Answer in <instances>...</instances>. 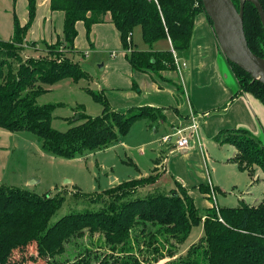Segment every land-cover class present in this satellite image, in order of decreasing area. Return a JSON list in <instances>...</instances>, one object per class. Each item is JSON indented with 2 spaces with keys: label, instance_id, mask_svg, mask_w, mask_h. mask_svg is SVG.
I'll return each instance as SVG.
<instances>
[{
  "label": "trees",
  "instance_id": "trees-1",
  "mask_svg": "<svg viewBox=\"0 0 264 264\" xmlns=\"http://www.w3.org/2000/svg\"><path fill=\"white\" fill-rule=\"evenodd\" d=\"M26 1L29 20L21 26L14 16L12 41L0 40L1 130L29 132L36 137L43 152L73 159L110 147L125 136L137 120L163 119L161 110L148 106L126 112L112 111L102 92L85 88L83 90L102 107L101 115H82L66 131L59 132L51 127L52 113L59 104L37 105L36 99L64 79L77 83L89 78L78 63L64 58L59 50V46L72 50L77 22H83L89 31L92 25L107 19L118 31L123 51H129L131 34L140 28L141 39L150 50L132 49L126 54L131 68L155 73L175 70L173 52L189 50L195 18L199 14L206 16L201 0H50V9L64 15L62 38L53 45L45 44L46 56L23 58L24 39L36 9V0ZM258 1L264 12V0ZM231 2L238 10L240 0ZM243 12L247 45L252 53L264 59V29L258 12L247 1L244 2ZM161 40H169L173 52L151 50ZM36 44L31 43V47ZM228 64L239 92L252 95L264 106V85L238 66ZM216 140L221 145H232L236 149L230 161L239 170L250 175L253 167H257L264 174V147L247 131L223 130ZM155 181L156 176H149L122 183L112 189L120 190L119 194L105 191L110 198L102 203L98 211L68 214L52 225L49 222L61 208V201L44 207L31 204L0 210V264H6L1 247L10 245L24 250L34 243L39 255L53 256L63 250L65 240L81 236L85 230L89 234H103L109 245L126 246L130 242L139 251L146 248L155 256L152 262L158 263L164 258L177 257L172 241L182 245L191 229L199 223H202V237L188 248L183 257L176 258L171 264H264V191L257 205L240 200L236 207H221L217 211L210 209L203 218L198 215L183 188L169 194L134 196L138 189ZM201 190L204 191V188L201 187ZM35 202L40 203L34 197L31 203ZM138 227L140 230L136 229ZM133 228L136 229L134 236L131 233ZM130 259L132 261L122 264H140L135 258ZM12 264L24 262L21 260Z\"/></svg>",
  "mask_w": 264,
  "mask_h": 264
},
{
  "label": "crops",
  "instance_id": "crops-1",
  "mask_svg": "<svg viewBox=\"0 0 264 264\" xmlns=\"http://www.w3.org/2000/svg\"><path fill=\"white\" fill-rule=\"evenodd\" d=\"M63 20L62 12L50 9V0H36L30 36L28 40L25 37L23 47L35 50L42 42H47V45L56 43L62 38ZM19 23L22 26L26 21L20 20ZM75 30L76 37L70 56L82 58L86 67L83 69L84 64L80 67L89 76L93 65L89 62L88 65L86 61L92 56L94 65L99 66L102 72L98 75L96 92L104 94L112 111L126 112L142 106L161 110L163 119L137 120L143 121L141 134L142 139H146L144 145L151 144L152 141L148 140L153 139L157 130H161L162 134L159 147L151 151L154 156L152 155L148 170L141 169L137 161L123 162L134 169V175H130L127 180L156 176L155 183L150 187L165 186L172 190L179 185L196 209L203 207L199 198L212 200L208 194L209 188L223 194L219 196L221 202L226 204L223 207H236L240 200L250 205H257L261 201L264 191L263 173L256 170L255 177L251 178L247 172L239 170L230 161L235 156L236 149L232 145L219 144L216 138L223 130L239 129L247 131L264 144V106L252 95L239 92L236 79L220 52L213 29L204 14L195 18L189 50L174 52L178 64L185 66H181L179 70L156 73L133 70L125 56L132 49L139 50L133 42V35L135 33L141 38L140 28H136L131 34L129 51H123L119 33L107 19L103 23L92 25L89 31L83 22H77ZM28 42L37 43L36 47H29ZM148 50L150 48L145 45V49L139 51ZM151 50L173 52L169 40L155 43ZM50 89L51 87L48 91ZM191 114L196 117L199 125L202 145L197 146L195 139L193 147L176 152L178 158L168 159L160 167L164 156L174 147L175 140L173 138L171 144L162 145L161 137L172 134L176 129L188 127ZM124 139L123 136L115 145L104 150L123 147L127 156L126 151L131 147ZM152 145L154 144L150 146ZM139 154L146 156V148H139ZM111 182L119 184L124 181L111 176ZM234 190L245 192L244 198L241 197L236 202ZM229 200H235V205H227ZM212 201L206 206L207 210L211 209Z\"/></svg>",
  "mask_w": 264,
  "mask_h": 264
},
{
  "label": "rangeland",
  "instance_id": "rangeland-1",
  "mask_svg": "<svg viewBox=\"0 0 264 264\" xmlns=\"http://www.w3.org/2000/svg\"><path fill=\"white\" fill-rule=\"evenodd\" d=\"M14 16L18 21L27 22L29 20L26 0H0V40L12 41ZM33 28L35 31V25ZM30 29L26 34L27 40L30 36ZM133 42L139 50L145 49V44L135 33L133 35ZM46 43L42 42L38 44V48L35 50L24 48L21 53L22 57L38 58L46 56ZM27 45L31 47L30 42ZM59 50L60 54L65 55L64 58L67 60L78 63L81 67L84 64L81 57L70 56L73 50L67 51L64 46H59ZM86 56L87 59L88 55ZM88 62L93 65L92 72H89V81L80 80L75 83L70 79H64L53 85L50 91L36 99L37 105L60 104L53 111L51 122V127L59 132L66 131L75 122H78L82 115L87 114L96 117L102 113V107L96 104L83 90L89 88L97 91L98 75L102 73L100 67L94 65L92 56L86 61L89 65ZM84 67H86V64L83 65V69ZM74 111L75 115H73ZM142 122H133L128 133L124 136V141L131 147L126 151L127 156L124 153V148L118 147L108 150L103 149L104 151L98 154L96 152L100 150L91 153L87 152L73 159H63L43 152L36 137L29 132L10 133L0 129V210L18 209L23 208L25 205L31 206V204L32 206L44 207L51 202L56 203L61 201V208L51 218L49 225L54 224L58 219L68 214L98 211L102 203L108 201L110 198V195L105 191H111L120 184L130 181L127 180L128 177L134 175V169L124 164L125 162L128 163L133 160L140 163L141 169L148 170L150 168V161L154 156L151 151L159 147V138L162 133L161 130H157L153 134V139L148 140L149 142L152 141L151 144L154 145L150 146V143L144 145L146 139H142ZM200 139L198 129L197 146L202 145ZM118 140L112 145H115ZM261 145L264 147L263 143ZM139 148H146L147 155L141 156ZM178 157L176 153L168 155L166 156V163L168 159ZM252 170V174L249 175L248 172L247 174L251 178H254L256 170L260 169L253 167ZM111 176H116L117 179L124 182L119 184L112 183ZM151 185L153 184L138 189L134 196L145 197L157 194H169L173 190L179 192L178 188H181L178 185L179 187L176 186L175 189L169 190L168 187L162 185V187L157 186V188H154L155 186L150 187ZM125 189L130 191L128 187ZM116 193L119 194L120 190L115 189L110 192L112 195ZM233 193L237 198L236 202L245 196V192L239 193L238 190H234ZM208 194L212 200L213 198L216 200V206H212L213 202L211 204L213 211H217L218 208L226 205L221 202L219 197L223 194L217 193L214 188H209ZM34 197L40 203H31V201L34 202ZM193 199L196 201L195 198ZM199 200L203 207L197 209L198 215L204 217L208 211L206 206L212 200L209 201L202 197ZM226 203H228L227 205H235V200H229ZM139 228L136 229L140 230ZM136 229L133 228L131 231V233H134L132 234L133 236ZM202 235V223H199L191 229L182 245H176L172 241V245L177 250V257L172 259L164 258L158 263L152 262L155 256L146 248H142L139 251L137 246H131L130 242L126 246L109 245V243L105 242L103 234L99 232L89 234L87 230L81 236H72L65 240L62 243L63 250L57 251L53 256L47 254L45 256L39 255L34 243L28 245L24 250L6 245L3 248L1 247V255L6 264L16 263L21 260H23L24 264H122L129 262V260L132 261L130 258H135L140 264H171L176 258L183 257L188 248L197 243ZM179 254L181 255L178 256Z\"/></svg>",
  "mask_w": 264,
  "mask_h": 264
},
{
  "label": "water",
  "instance_id": "water-1",
  "mask_svg": "<svg viewBox=\"0 0 264 264\" xmlns=\"http://www.w3.org/2000/svg\"><path fill=\"white\" fill-rule=\"evenodd\" d=\"M256 8L264 29V12L258 0H240L237 10L231 0H201L221 54L264 85V59L251 52L243 29L244 2ZM77 119V118H76Z\"/></svg>",
  "mask_w": 264,
  "mask_h": 264
},
{
  "label": "built area",
  "instance_id": "built-area-1",
  "mask_svg": "<svg viewBox=\"0 0 264 264\" xmlns=\"http://www.w3.org/2000/svg\"><path fill=\"white\" fill-rule=\"evenodd\" d=\"M173 58H174V62H175V66L177 70H179L181 66L183 67L185 66L184 64H181V66L178 64V62L175 59L174 52H173ZM198 129H199V125L196 121V117L193 114H191L190 125L188 127L184 129H179V130L176 129L174 130L172 134L162 136L160 139V144L162 145L171 144L173 138H175V140H174V147L170 148L167 154L164 156V158L161 161L160 167L164 166L166 162V156L175 154L176 152L180 150H186V149L193 147L192 145H193L194 140L197 138ZM212 202H213L212 206L213 205L216 206L214 198Z\"/></svg>",
  "mask_w": 264,
  "mask_h": 264
}]
</instances>
